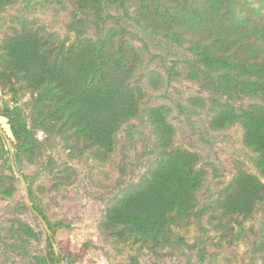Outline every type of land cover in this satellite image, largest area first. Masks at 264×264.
Masks as SVG:
<instances>
[{"label":"rangeland","instance_id":"1","mask_svg":"<svg viewBox=\"0 0 264 264\" xmlns=\"http://www.w3.org/2000/svg\"><path fill=\"white\" fill-rule=\"evenodd\" d=\"M8 1L0 14V43L22 22L66 43L122 40L138 54L131 85L143 100L136 117L114 134L105 158L70 152L59 137L42 131L37 153L18 157L7 119L9 133L0 121V179L11 194L0 195V264H264V199L232 229L219 207L234 178L252 176L264 184L257 155L245 145L240 123L221 127L217 121L223 111L264 107V95L219 87L225 79L206 70L188 44L134 24V2ZM16 101L0 90V118L3 104L29 117V95ZM155 118L170 128L162 132L169 138L164 147ZM170 148L195 156L203 176L195 194L199 215L159 247L125 244L107 224L108 211L143 186Z\"/></svg>","mask_w":264,"mask_h":264},{"label":"trees","instance_id":"2","mask_svg":"<svg viewBox=\"0 0 264 264\" xmlns=\"http://www.w3.org/2000/svg\"><path fill=\"white\" fill-rule=\"evenodd\" d=\"M109 1L122 6L134 2L130 20L142 31L188 44L206 70L225 79L219 87L264 95V0H255L257 8L248 0ZM9 3L0 0V14ZM137 61L135 49L122 40L66 43L22 22L0 43V90L13 101L24 95L31 101L28 118L17 106H2L16 155L36 154V134L42 131L59 137L70 152L108 157L114 134L136 117L143 100L142 91L131 85ZM155 120L164 147L169 138L162 132L170 128ZM217 121L221 127L242 125L244 143L256 153V168L264 178V107L223 111ZM195 164V156L184 151L170 148L161 154L143 186L108 211L110 229H117L125 244L166 243L173 230L199 215L195 194L203 176ZM223 190L220 217L230 229L264 199V184L252 176L240 175ZM0 195H11L1 179Z\"/></svg>","mask_w":264,"mask_h":264},{"label":"bare ground","instance_id":"3","mask_svg":"<svg viewBox=\"0 0 264 264\" xmlns=\"http://www.w3.org/2000/svg\"><path fill=\"white\" fill-rule=\"evenodd\" d=\"M0 121H1V123H3L4 125H5V128H6V130H7V132L9 133V128H8V126H6V120H5V118H0Z\"/></svg>","mask_w":264,"mask_h":264}]
</instances>
